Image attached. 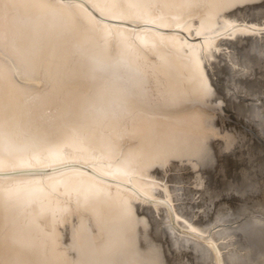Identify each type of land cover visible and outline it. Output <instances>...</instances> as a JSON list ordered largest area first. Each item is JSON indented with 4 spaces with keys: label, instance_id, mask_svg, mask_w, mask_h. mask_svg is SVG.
<instances>
[{
    "label": "bare ground",
    "instance_id": "bare-ground-1",
    "mask_svg": "<svg viewBox=\"0 0 264 264\" xmlns=\"http://www.w3.org/2000/svg\"><path fill=\"white\" fill-rule=\"evenodd\" d=\"M230 6L78 0L69 9L66 0H30L21 10L25 30L49 53V68L38 71L23 48L0 58L5 96L21 106L26 97L41 101L11 129L9 147L37 146L46 159L37 155L21 167L55 170L0 178L5 264H71L69 235L83 238L93 228L114 250L133 241L149 245L148 256L159 250L160 264H219L213 246L221 264H264L250 258L264 252V129L252 118L264 106V76L257 68L250 87L235 90L247 69L221 47H264V35L228 34L245 21L259 28L264 7L228 19ZM131 20L140 23L123 24ZM116 98L123 103L113 105ZM205 149L215 168L202 159ZM69 160L81 163L57 167ZM246 169L254 191L227 192ZM157 201L170 207L176 227Z\"/></svg>",
    "mask_w": 264,
    "mask_h": 264
},
{
    "label": "snow or ice",
    "instance_id": "snow-or-ice-1",
    "mask_svg": "<svg viewBox=\"0 0 264 264\" xmlns=\"http://www.w3.org/2000/svg\"><path fill=\"white\" fill-rule=\"evenodd\" d=\"M30 0H0V58H4L6 49L13 55H18L17 49L23 48L28 52L29 58L38 71L48 70L49 68V53L40 44L34 41L32 35L27 32L23 26L21 19V10L28 6ZM57 5L61 3V0H56ZM67 7L69 9L75 8L78 0H66ZM259 4L264 7V0H231L230 13L228 19H239L244 13L254 12L256 9L254 4ZM139 21L131 20L123 22V24H139ZM123 24H117L116 27H121ZM150 24V22H149ZM242 30L248 31L257 35H264V23H261L259 28L253 27L246 21L241 25L240 29H237L234 25L228 30V34L231 35L232 31ZM175 34V33H172ZM114 36L116 34H113ZM250 45L253 42H249ZM222 48L229 49L236 52L238 60L244 62V68L246 71H242L239 76L240 83L235 85V90H247L250 87L248 81L253 80L256 75V69H261V75L264 76V47H260L258 50L253 49L251 46L247 49L237 51L233 45H221ZM225 62L229 63V58L225 57ZM231 66V65H230ZM53 101L55 98H52ZM26 106H21L20 103L13 97H6L3 87L0 86V164L7 163V169L0 167V178H35L37 174L48 171V169H29L21 167V164L27 163L33 157L39 155L46 159V152L41 150L37 146L25 147L19 153L13 152L10 149V145H15V137L11 133V129L16 127L23 116L32 115L33 105H38L41 101L26 97ZM113 105L123 103L120 98L113 99L111 101ZM253 120L264 129V106H261L257 113H253ZM7 130V134H6ZM71 155V153H68ZM202 159L209 162V166L215 168L216 165L211 163L207 150H202L200 153ZM74 163H81L80 161H65L59 168H70ZM83 167H90V165L84 164ZM119 186V184H117ZM256 187V181L252 179L251 169H246L241 173L239 180L232 182L227 192H231L235 195H241L245 192L251 193ZM146 202L147 198H144ZM3 200L0 197V206H2ZM173 227H176V217L173 214L172 217ZM206 226V225H203ZM177 231L187 235L186 231L176 228ZM6 225L3 217L0 216V247L4 246ZM83 239L86 243L85 247L76 246L79 241ZM204 240L205 243H210L204 237H199ZM72 252L71 264H87V261L93 259H100L105 264H143L147 261V264H160L159 250L155 251V254L148 256L147 253L150 250V246L147 244L136 245L135 242H125L123 250H114L103 235L97 232L96 228L91 229L87 235L83 238L77 237L75 234L69 235L68 242L66 244ZM215 247V246H213ZM181 254L185 251L193 252L191 248H181ZM251 253V249H249ZM195 255V253L193 252ZM83 257V259H82ZM251 259L255 261L264 260V252L252 253ZM0 264L5 262L0 259Z\"/></svg>",
    "mask_w": 264,
    "mask_h": 264
},
{
    "label": "water",
    "instance_id": "water-1",
    "mask_svg": "<svg viewBox=\"0 0 264 264\" xmlns=\"http://www.w3.org/2000/svg\"><path fill=\"white\" fill-rule=\"evenodd\" d=\"M93 12H94V11H93ZM94 13H95V12H94ZM95 14H96V13H95ZM96 16H97V17H100V16H98L97 14H96ZM100 18H101V17H100ZM103 20H106V19H103ZM187 38L190 39L189 37H187ZM239 127H240V126H239ZM241 128H242V127H241ZM245 130H247V129H245ZM247 131H248V130H247ZM79 167H80L81 169L87 170V171L91 172L92 174H94V175L100 177L99 175H97L96 173H94L93 171H91L90 169H88V168H86V167H83V166H80V165H79ZM52 170H55V169L51 168V169L48 170V171H52ZM129 188L132 189V190H134V188H132L131 186H129ZM137 193H138V195H139L140 197H142V198L144 199V197H143L138 191H137ZM144 200H145V199H144ZM148 201H151V200H148ZM152 202H153V201H152ZM157 203H158V204H162L163 206H165V207L168 209L169 213H170V217H172L173 213H172V211H171V209H170V207H169L168 205L163 204V203H160L159 201H157ZM171 221H172V220H171ZM210 244H211V243H210ZM213 248H214V250H213L214 255L216 256V259H217L218 263L221 264L219 252H218V250L216 249V247H213Z\"/></svg>",
    "mask_w": 264,
    "mask_h": 264
}]
</instances>
